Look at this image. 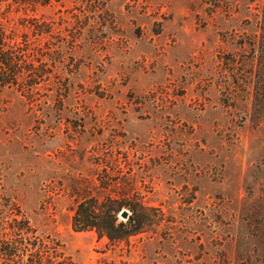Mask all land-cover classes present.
Here are the masks:
<instances>
[{
  "label": "rangeland",
  "instance_id": "374dc122",
  "mask_svg": "<svg viewBox=\"0 0 264 264\" xmlns=\"http://www.w3.org/2000/svg\"><path fill=\"white\" fill-rule=\"evenodd\" d=\"M0 264H264V0H0Z\"/></svg>",
  "mask_w": 264,
  "mask_h": 264
},
{
  "label": "trees",
  "instance_id": "16d2710c",
  "mask_svg": "<svg viewBox=\"0 0 264 264\" xmlns=\"http://www.w3.org/2000/svg\"><path fill=\"white\" fill-rule=\"evenodd\" d=\"M4 55L7 54H3L1 65L13 69L15 64L13 59ZM123 209L130 212V216H127L125 221H119L118 215ZM143 221L144 209L138 204H114L111 201L99 203L94 198H87L78 203L72 217L71 228L76 233L95 231L98 236H105L109 242H117L136 235L144 225ZM15 230L29 234L31 229L28 222L23 220ZM6 251L9 258L15 256V251L9 249Z\"/></svg>",
  "mask_w": 264,
  "mask_h": 264
},
{
  "label": "water",
  "instance_id": "95a60500",
  "mask_svg": "<svg viewBox=\"0 0 264 264\" xmlns=\"http://www.w3.org/2000/svg\"><path fill=\"white\" fill-rule=\"evenodd\" d=\"M128 213L126 211H121V213L119 214L121 219H125L127 217Z\"/></svg>",
  "mask_w": 264,
  "mask_h": 264
}]
</instances>
